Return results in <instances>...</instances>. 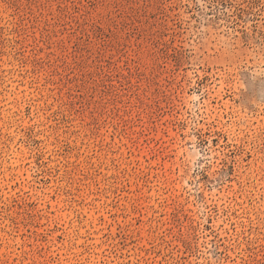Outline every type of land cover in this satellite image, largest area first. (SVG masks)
<instances>
[{
    "label": "rangeland",
    "instance_id": "1",
    "mask_svg": "<svg viewBox=\"0 0 264 264\" xmlns=\"http://www.w3.org/2000/svg\"><path fill=\"white\" fill-rule=\"evenodd\" d=\"M0 264H264V0H0Z\"/></svg>",
    "mask_w": 264,
    "mask_h": 264
}]
</instances>
